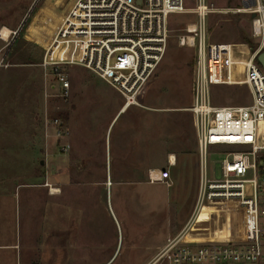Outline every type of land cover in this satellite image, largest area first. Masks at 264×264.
Masks as SVG:
<instances>
[{
  "label": "rangeland",
  "instance_id": "1",
  "mask_svg": "<svg viewBox=\"0 0 264 264\" xmlns=\"http://www.w3.org/2000/svg\"><path fill=\"white\" fill-rule=\"evenodd\" d=\"M209 1L214 6L208 18L210 39L221 43L212 50L221 53L227 46L231 73L239 75L245 59L234 54L232 45L245 53L247 47L255 49L251 15L239 0ZM73 2L0 0V31L15 32L0 38V52L10 63L0 69V174L22 184L18 198L19 191L20 199L34 196V213H39L34 224H56L51 232L55 254L47 252L38 260L25 250L23 264H148L168 237L188 225L196 207L201 164L189 111L194 50L178 45L194 15H170L163 59L141 88L137 104L123 107L125 98L81 64L60 66L71 85L64 98L52 88V66L19 57L18 46L36 55L47 48L48 60H83L85 48L74 58L71 44L62 38L52 45ZM195 4L184 0L187 8ZM213 99L218 105H245L251 94L246 84L223 83L214 85ZM56 117L67 132L62 137L51 122ZM63 144L70 145L67 152ZM242 147L210 146L208 176L220 178L226 153ZM169 156L176 159L171 178L148 182V170L169 167ZM252 177V172L246 176ZM211 210L206 206L200 214L220 237L242 234L240 208L225 203L212 218ZM34 224L22 226L25 246L36 238L44 242V231L37 233Z\"/></svg>",
  "mask_w": 264,
  "mask_h": 264
},
{
  "label": "built area",
  "instance_id": "2",
  "mask_svg": "<svg viewBox=\"0 0 264 264\" xmlns=\"http://www.w3.org/2000/svg\"><path fill=\"white\" fill-rule=\"evenodd\" d=\"M195 1L194 7L187 8L184 0H74L54 39L62 38L72 45V51L81 39H91L83 60H48L46 48L41 64L53 67L52 88L64 98L69 97L71 85L60 66L76 63L115 88L125 98L123 107L137 104L141 88L166 53L170 15H194L178 36V45L194 50L189 111L201 164L196 207L188 225L168 238L148 264H264V70L257 61V55L264 51V0H239L251 15V35L256 42L252 52L247 47V53L232 45L234 54L245 59L239 75L231 73L227 46L221 53L212 50V46L221 44L210 39L208 18L214 11L213 4L209 0ZM9 65L7 54L0 52V69ZM223 83L246 84L250 103L215 104L213 87ZM51 122L57 137L67 133L58 117ZM216 145L243 146L226 153L220 163V178L209 177L206 167L207 150ZM69 148V144L61 146L63 152ZM168 162L167 168H150L148 182L168 181L176 159L172 162L169 156ZM249 172L252 178H246ZM225 203L242 210L245 218L241 235L228 241L186 239L204 207L215 209L210 211L212 218Z\"/></svg>",
  "mask_w": 264,
  "mask_h": 264
},
{
  "label": "crops",
  "instance_id": "3",
  "mask_svg": "<svg viewBox=\"0 0 264 264\" xmlns=\"http://www.w3.org/2000/svg\"><path fill=\"white\" fill-rule=\"evenodd\" d=\"M15 181L14 177L0 174V264H23L25 250L33 253L38 260L44 258L43 255L47 252L53 255L56 252L55 241L52 239L53 233H51L56 228V224H34L35 214L37 221L39 219V213H34L36 208L34 196H31L29 191L30 196L26 199L23 196V199H20L21 192L19 191L18 198V189H22L23 186L21 183L13 184ZM23 224H29L31 228L34 224V230L37 233L44 231V242L36 238L34 244L25 246L21 233ZM32 233L35 234L33 229Z\"/></svg>",
  "mask_w": 264,
  "mask_h": 264
},
{
  "label": "bare ground",
  "instance_id": "4",
  "mask_svg": "<svg viewBox=\"0 0 264 264\" xmlns=\"http://www.w3.org/2000/svg\"><path fill=\"white\" fill-rule=\"evenodd\" d=\"M10 32H11V30L9 28L4 27L1 30V32H0V38L3 39V40H7L10 37ZM55 40H54V42H55ZM89 41H91V39H81L76 45H73L74 46V50L73 51H72V49H70L71 54L74 55V54L80 52L81 49H83V48H85V52H86L87 45H88ZM54 42L52 43V45L54 44ZM71 47H72V45H71ZM74 58H76L75 55H74ZM67 60L71 61V62H74L75 59L71 60L69 58ZM170 158H171V161L174 162V160H175L174 156H171ZM243 226H244V224H243ZM187 237H188V239L190 241H195V242H203V240L228 241V240L220 237L217 228L216 227H212L211 226V221L208 220L202 214H199V218L196 221V223L192 224V227L190 228V230L187 233ZM234 237L235 236H233V238H231L230 240L234 239Z\"/></svg>",
  "mask_w": 264,
  "mask_h": 264
},
{
  "label": "trees",
  "instance_id": "5",
  "mask_svg": "<svg viewBox=\"0 0 264 264\" xmlns=\"http://www.w3.org/2000/svg\"><path fill=\"white\" fill-rule=\"evenodd\" d=\"M58 40V38L55 40V42ZM54 42V43H55ZM18 51L21 52V58H27L29 60H32L33 62H40L43 59L44 56V50H41L39 55H36L29 47L27 49H21L20 46L16 48Z\"/></svg>",
  "mask_w": 264,
  "mask_h": 264
},
{
  "label": "water",
  "instance_id": "6",
  "mask_svg": "<svg viewBox=\"0 0 264 264\" xmlns=\"http://www.w3.org/2000/svg\"><path fill=\"white\" fill-rule=\"evenodd\" d=\"M254 16V14L252 15ZM257 61L261 64L263 70H264V51L260 52L257 55ZM41 163H43V160L41 161ZM56 167L54 164L52 165V168Z\"/></svg>",
  "mask_w": 264,
  "mask_h": 264
}]
</instances>
